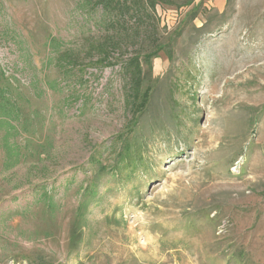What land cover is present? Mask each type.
<instances>
[{"label":"rangeland","instance_id":"374dc122","mask_svg":"<svg viewBox=\"0 0 264 264\" xmlns=\"http://www.w3.org/2000/svg\"><path fill=\"white\" fill-rule=\"evenodd\" d=\"M188 1L140 35L135 11L0 0V68L39 113L10 168L0 129V264H264V0ZM153 49L133 116L122 62Z\"/></svg>","mask_w":264,"mask_h":264},{"label":"trees","instance_id":"16d2710c","mask_svg":"<svg viewBox=\"0 0 264 264\" xmlns=\"http://www.w3.org/2000/svg\"><path fill=\"white\" fill-rule=\"evenodd\" d=\"M87 1L88 7L96 6L101 7L105 13H110L112 11L119 10L120 12L125 11H135L136 18V33H142L141 27L143 28L146 22L143 21L142 15H145L147 18H150L152 22L156 19L155 6L159 3V0H85ZM162 1V0H160ZM191 0H189V4ZM139 16H138V15ZM112 26V25H110ZM147 33V32H146ZM152 34L147 33V35H152L154 32L151 31ZM49 45L60 48L61 42H58L54 37H49ZM158 42V40H155ZM163 44L160 43L158 47H162ZM157 54V50L153 49L145 54L141 55L136 53L131 57L127 58L124 62H122V67L126 75L129 76L131 83L130 87V99H126V106L128 110H131V115L137 116V114L141 113L148 105L151 95V89L149 87L142 86V65L141 61L147 63L151 57ZM66 52L64 51V56H66ZM60 60H64L58 54ZM71 57V55H68ZM48 64V62L45 61ZM70 63V62H69ZM60 65V64H59ZM64 68L60 69L62 71ZM60 74H64L62 71ZM58 87V83L54 81L51 84V89H56ZM24 97L22 94L21 86L18 81V78L13 76L12 78L9 76H5V72L0 68V129L4 130L2 140L4 142V152L5 162L4 165L7 168L15 165L22 153L20 150V145L14 138L19 135L22 131L28 130L29 126H33V121L37 119L39 113L36 111H26L24 107ZM122 145L125 143L124 140L121 141ZM122 150H113L116 152L117 159L115 160V166L113 167V173H117V175L121 172L120 165L134 162L137 163L140 155L137 154L138 150H130L126 143L122 147ZM39 188L42 190L41 198L49 199L52 198L47 197V192L45 191V186L41 185ZM80 209L86 206L84 201L80 203Z\"/></svg>","mask_w":264,"mask_h":264}]
</instances>
